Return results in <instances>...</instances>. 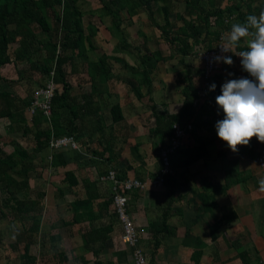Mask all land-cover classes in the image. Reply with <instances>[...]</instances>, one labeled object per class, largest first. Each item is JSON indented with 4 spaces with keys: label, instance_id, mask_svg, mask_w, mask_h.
Masks as SVG:
<instances>
[{
    "label": "trees",
    "instance_id": "trees-1",
    "mask_svg": "<svg viewBox=\"0 0 264 264\" xmlns=\"http://www.w3.org/2000/svg\"><path fill=\"white\" fill-rule=\"evenodd\" d=\"M99 1L101 4L99 16H108L111 20V24L106 25V29L117 41L114 51L120 50L118 52L133 55L134 60L137 61L131 65L128 79V82L129 80L135 82L131 90L136 96H142L140 89L145 85L148 89L151 87V75L158 62H166V60L174 59L175 55H179L180 58H176L177 63L186 68L183 78L180 79L184 86L183 101L179 112L159 115L153 110L157 132L153 148L158 154L159 144L165 145L173 133L172 124L188 119L195 110L193 102L199 91L196 90L197 87L190 76V69L185 59L188 56H198L195 49L198 44L204 43V48L210 49L221 40L225 42L224 37L231 31L233 23L245 22L248 15H258L261 10H254L253 2L256 0H225L228 4L224 7L215 6L212 0L208 1L210 7L205 5L203 0H184L186 12L185 15L176 12L175 19L181 22L177 24L170 18L177 0ZM140 10L147 13L150 21L160 30L162 40L169 44L171 52L168 55H163L159 48L150 50L145 40L141 43L142 49L140 45L133 46L128 41L124 22L126 20L131 22V18ZM158 14L161 15L162 22L157 20L156 15ZM192 14L194 15L191 16ZM83 15L84 11L76 5V0H0V83H6L5 88H0V118L5 117L9 120L11 130L19 129L22 130L23 135H31L32 144L30 146L33 153H39L49 146L51 136L73 135L78 140L81 130H85L90 137L97 134L95 139L101 148L88 150L99 158L98 162L101 166L104 165L98 171L101 176L112 169L106 168V164L116 163L118 154L110 144L114 137L110 133L106 135V125L101 115V103L97 96L103 92L110 94L108 81L115 78L110 59L119 60L121 57L99 53L92 59L88 55L87 51L95 49L92 38L96 35L98 28L90 22L84 26ZM14 42H17L18 46L11 57L8 48ZM86 42L88 47H86ZM242 50H246L244 38L240 46L234 48L237 52ZM235 56L234 52L226 57L235 58ZM10 63L15 65V70L19 71V74L30 72L28 78L32 76L52 78L55 88L50 101L51 114L48 118L41 110H37L30 120L27 119L25 110L31 101L32 89L26 86L21 89L23 94H20L15 83H19L21 78H17L16 81V79H9L2 75L1 68ZM79 68L88 75L91 88L77 95L72 93L73 86L69 76L71 73L78 72ZM245 73L243 78L251 79L249 74ZM201 74L202 67L200 77ZM212 76L210 86L215 84L216 87L208 94L212 93L217 97L221 94V87ZM109 112L110 126L123 119L118 102L109 105ZM85 123H91V129L87 128ZM136 146V144L133 146L134 150ZM5 147L6 143L2 142L0 135V219L10 218L20 222L21 232L15 235V244L23 243L21 255L23 263L21 264H34L35 257L29 253V249L34 243L33 232H37L40 228L45 191L38 190L34 196L32 194L30 171L34 164L28 149L17 145ZM237 152L247 154L251 158L256 155L251 142L247 146L238 147ZM49 164L52 167L66 165V159L60 150L52 153V160ZM161 166L162 161L159 168ZM130 168L131 166L127 165L118 172L112 170L115 172L116 179L121 181L127 178V169ZM250 177V174H243L232 169L229 170L222 185L203 180L204 192L211 190V195L205 193L202 198L204 208L209 209L216 206L213 201L215 194L223 193L232 184L245 182ZM64 178L69 185H76L78 182L72 170H66ZM168 178L172 180L170 174H165L163 182ZM81 182L84 185L86 196L68 203V208L72 211L71 220H63L62 224L87 222L86 229L79 230V233L84 247L97 257L106 245L112 225L96 224V222L102 218L104 211L112 204V196L100 197L101 200L94 207L95 200L99 197L96 180L83 178ZM120 190L126 194L132 191H123L121 186ZM133 191L132 195L136 196L137 190ZM58 193L62 198L63 191L58 189ZM231 219L232 215L224 213L223 216L209 224L212 241L216 240L218 228L223 224H228ZM162 226L167 233H171L170 227L166 224V216H164ZM152 230L154 235L162 233L158 226H153ZM184 235L187 238L191 237L187 232ZM50 239L55 238L50 236ZM194 239L196 242L191 257L194 262L198 263L202 255L203 242L199 238ZM240 256L243 264H248L245 253ZM97 264H102V262L99 260Z\"/></svg>",
    "mask_w": 264,
    "mask_h": 264
},
{
    "label": "crops",
    "instance_id": "crops-1",
    "mask_svg": "<svg viewBox=\"0 0 264 264\" xmlns=\"http://www.w3.org/2000/svg\"><path fill=\"white\" fill-rule=\"evenodd\" d=\"M88 1L92 2V0H81L80 2L76 0V5L79 6L80 3L86 4L85 2ZM100 6L101 4H99V6L96 4L94 6L95 10L92 11L96 12L98 7L100 9ZM92 11L89 10L87 17L93 15ZM100 18L99 16V21L101 23ZM89 22L94 24L98 29L100 28L90 19L86 23H84L83 20V25L86 26ZM103 26L106 29V24ZM232 52L237 54V51L233 50ZM232 52H227L226 56ZM189 58L190 56L185 59V62L188 64L190 76L195 83V87H197L196 90L199 92L193 102L195 107L193 115L186 120H180V122L176 121L172 124V128L173 125L176 124L184 131V136L178 149L172 151L171 156H169L171 172L168 174L172 176V180L168 178L157 187L149 185L145 189H133L137 190L136 196L132 195L134 193L133 190V192L131 191L127 194V210L139 230V244L141 247L143 245L149 264H243L240 256L243 253H245L247 257L246 261H248V264H264V211L262 209V207L264 208V192L259 191V180L261 177L264 178V171L258 175L254 165V163L258 165V156L264 155L262 154V152H264V143L259 142L255 137L250 140L256 151V155L251 158L244 153H239L237 151L232 152L227 145L217 137L215 125L217 121L224 118L223 110L215 104L216 97L214 94L207 93L204 96L200 95V71L202 65L200 67L199 64L196 66L190 63ZM237 58L239 57L235 56V58H232V65L224 64L223 60L218 63L212 77L218 81L220 87L228 80L243 78L246 74L243 69L240 70L241 64L240 61L237 62ZM177 60L178 59H176V61ZM236 64L239 65V67H236ZM180 66L181 65L177 66V64H175L162 70L158 62L156 69L151 75V87L149 89L146 85L142 87L140 89L142 92L141 97L136 96L135 93H133L135 97L132 95L130 88L133 87V84L130 85V88L127 87V97H125L124 95L126 94H123L121 91L118 93L115 91L114 93L116 99L111 103L118 102L123 114V119L112 126H110V112L108 113L109 120L106 117V135L110 133L111 136L114 137L110 142L114 151L116 152L119 148L118 140L125 136V128L122 122L135 123V121H139V116L142 115L141 123H139L140 127L138 128L142 131L146 130L142 134L139 131V134L136 135L138 138L135 143L137 145L136 150H134L136 152V162L133 168L127 169V178H138L148 182L160 173L159 170H161L162 167L159 168L161 163L160 149L169 146L172 135H170L165 145L159 144L160 149L158 154H156L153 148V142L156 140L157 135L154 113L168 115L179 112L183 101L182 89L184 86V83L180 79L183 78L184 72L186 71L184 66ZM81 71L83 70L79 68L77 73ZM126 75L129 76L128 71L127 73L125 72L124 76ZM38 77L40 79L35 80L38 83L37 86L32 89L31 101L35 91L52 80L51 77ZM120 80H126V77L121 75ZM89 86L91 88V84ZM110 90L111 89H109V92ZM99 96L97 97L100 99ZM109 96L112 95L106 93L107 100ZM31 101L25 110V115L28 120L35 114H30L28 111ZM153 110L155 112H153ZM150 114L151 117L147 119L149 124L145 127L142 125V123H146V117L144 115L149 116ZM0 119L8 120L5 117ZM145 135L147 137L146 141L139 139L142 138V136L145 137ZM75 140L79 145L77 149H73L70 146L51 149L47 146L41 152L34 154L38 156L43 153V162H47V164L51 166L49 162L52 160V153L56 150H60L67 163V157L72 156L71 158L74 159L77 155V151H81L78 140ZM146 142L150 143V147L147 150L144 149L145 146L148 145ZM134 145H132V147ZM142 149H144L143 154L141 152ZM155 154L158 158L157 164L155 162ZM49 156H51V158H49ZM88 158L89 161L94 164H101L98 162L99 158L94 155ZM258 167L259 166H257V168ZM106 168H112L118 172L120 169L124 168V166H116L115 164L110 165L107 163ZM232 169L238 170L243 174L248 172L246 174H250L251 177L245 182L232 184L230 188L223 193L215 194L213 196V201L216 206H214V208L210 207L209 209H205L202 198L205 193L211 195V190H206V192H204L202 186L203 180H208L215 185H222L229 170ZM258 169H264V167H259ZM98 171H95L91 175L85 174L81 178H89L91 181L96 180L95 184L99 191V197L95 200L94 207H96V203L101 200L100 197L110 196L113 188V183L111 181L100 180ZM64 177L65 171L63 180L67 184L68 191L75 194L77 192L75 186L78 185L81 179L79 180L77 178L78 182L76 185H69ZM80 183L83 187L84 195L74 197L69 200V202L86 196L84 185L82 182ZM59 187L63 191V197H66L65 188L63 186ZM59 187H57V199H62L63 197L61 198L58 193ZM224 213L232 215V219L228 224H223L218 228L216 240L212 241L210 238L209 224H212L216 219L223 216ZM164 216H166V224L170 227L171 233H167L162 226ZM102 218L103 220H101ZM102 218L98 220L96 224L105 223L106 225H112V231L106 240V259L100 258V254L97 257L94 256L91 251L84 247L79 233V230L83 231L87 227V222H84L70 225V227L74 229L70 231V235L68 234L70 237L67 238L68 242L67 240H63L59 232L56 236L50 235L60 241L59 245H54V247L58 249H55L57 253L55 256L52 255L50 263L73 264L72 259L74 260L76 256H78V261L74 264H97L99 260L102 264H131V249L121 241V222L114 212L112 204L104 211ZM67 220L68 219H66V221ZM12 222H17V224L20 225L18 220H12ZM153 226L161 228L162 233L154 235L152 230ZM40 229L41 225L39 230L33 232L32 235L35 237V235L40 233ZM20 230L19 227H12L15 240V235L20 233ZM186 232L191 235L190 238L184 235ZM235 235H237V237L234 239ZM194 238H199L203 242L202 255L198 263L194 262L191 257L196 242ZM241 238L244 240L242 241ZM54 240L52 241L54 242ZM75 242L77 244L76 252L74 247ZM88 251L93 257V260L86 256V253H89ZM22 253L23 245L20 255ZM29 253L31 254L30 250ZM83 255L86 257H83ZM17 258H19V261L16 264L23 263L21 257ZM36 259L38 258H35V261ZM39 264H42V262ZM44 264H47V262H44Z\"/></svg>",
    "mask_w": 264,
    "mask_h": 264
},
{
    "label": "rangeland",
    "instance_id": "rangeland-1",
    "mask_svg": "<svg viewBox=\"0 0 264 264\" xmlns=\"http://www.w3.org/2000/svg\"><path fill=\"white\" fill-rule=\"evenodd\" d=\"M80 1L81 0H79V2ZM208 1L209 0H203V3L207 5L208 7H210V4L208 3ZM88 2H85L86 4H82V3L79 4L80 8L84 11V17H83L84 23H86L90 19L92 22H94L100 27L98 29L99 31L96 33V36L92 38L95 49L92 51L90 50L87 51L88 55L92 59H94L99 53H106L108 55H115V56L121 57L119 58V60H115L114 58L110 59V63L112 66V72L115 75V78L108 81V87L109 89H111L110 94L112 96H109L107 100L105 92L100 94L101 115L103 118V123L106 125V117L109 120L108 107L110 103L116 99V96L114 95V93L115 91L117 93L121 91L123 94H126L124 96L127 97L128 88H130V85L133 84L134 80L133 82H131V80H129L128 82L129 76L128 75L124 76V74L125 72L127 73V71L129 72L131 65H134L137 61L134 60L133 55H128L127 53L125 54L123 52H118L120 50L116 52L114 51V46L117 41L114 37H111L108 30L105 29L103 26L104 24L106 25L111 24L110 17L100 16L101 17L100 18L101 23H100L99 7L97 8V11H96L97 13L95 11H92V10H95L94 6L96 4H98L99 6L100 4L99 1L92 0V2L91 1L89 3ZM212 2L215 6H220V7H224L228 4L225 0H212ZM184 8H185L184 0L175 1L174 10L173 12H171L170 18L173 21H176L175 19L176 12H179L185 15L186 10ZM253 8L255 11L264 10V0H256L255 2H253ZM89 10L92 11L94 16L92 15L90 17H87L89 14ZM193 15L194 14H192L191 16ZM156 18L159 22L160 21L162 22L160 14L156 15ZM176 22L177 24L181 23L180 21H176ZM124 24L126 25L124 28L128 35L127 39L133 46L140 45L142 49L141 43L143 40H145L146 45L150 50L159 48L162 51V54L164 55H168L171 52L169 44L162 40L160 30L153 24V22L150 21L145 11L140 10L138 14H135L131 18V22L129 20H126ZM203 44L204 43H201L195 46L196 52H199L200 50H202V48H204ZM17 46H18L17 42L10 44L8 48V52L11 57H13L12 56L13 52L17 48ZM233 50L234 49H232V51ZM179 57H180L179 55H175L174 59L169 60V61L166 60L165 63L160 61L159 64H160L161 69L163 70L164 68L171 67L172 64L170 63H175L177 64V66H179L180 64H178L176 61V58H179ZM236 57H239V56L236 55ZM240 59H241L240 57L237 58V62L240 61ZM189 61L190 63L196 66H198L199 64L201 67L202 65L199 55L190 56ZM19 66H21V64ZM236 67H239V65L236 64ZM240 70H242V67ZM1 73L3 76L9 79H16V81H17V78H21L19 83H15V87L19 89L18 92L20 94H23L21 89L26 86H30L31 89L35 88L37 86L36 84L37 82H35V80L40 79L38 76L37 77L35 76L36 78L34 76H32V78H28L29 75L31 74L30 72L19 74V71L17 72V70H15V65L13 64H9V65L2 67ZM121 75H123V77H126V80H123V81L120 80ZM69 80L73 86V89H72L73 94L80 95L81 92L89 91L90 89V86H89L90 79L88 75L85 74V72L83 73V71L79 73L77 72L71 73L69 76ZM2 87L3 88L6 87L5 82L0 83V88ZM133 93L134 92L132 91V95ZM145 110H148V109H145ZM144 116L146 117V123H142V125L147 127L149 124L148 123L149 121L147 122V119L151 117V114L149 116L147 115H144ZM141 119H142V115L139 116V121H135V123L122 122L123 127L125 128L124 129L125 136L121 137L118 140L119 148L116 150L118 154V157H117L118 160L116 163H113L116 166L123 165L124 167H126L127 165H129L133 168V166L135 165L136 152L134 151L132 145H134L136 141L138 140L136 135L139 134V131L141 132V134L146 131V130H143V131L139 130L138 128L140 127L139 123H141ZM85 125L87 128L89 127L91 129V126H92L91 123H85ZM105 132H106V127H105ZM0 135L2 138V142L4 141L6 143L5 148L7 147L9 148L11 147V145H17L20 148L21 147L27 148L28 152L31 154L32 162L35 165L30 171V175H31L30 176L31 178L30 186L33 191L32 194L35 195L36 191L44 190L45 196L43 197L44 205L41 211L42 219L40 222V225H41L40 233H38L37 235H35V237H33L34 243H32L29 250L31 251V255H33V257L38 258L36 259L34 264H39L41 262L42 264H44V262L45 263L47 262V264H49L50 261L52 260L51 258L52 255L55 256L57 253L55 249H58V248L54 247V245L60 244V241L57 240V238H55L53 242L51 239H49V236L50 235L56 236V234L59 232L62 235V238L64 241H66L67 238H70L68 234L70 235V231H73L74 228L70 227V225L68 226L63 225L62 221L66 219L68 220L71 219L72 211L71 209L69 210L68 208L69 200H71L74 197H79L81 195H84L83 187L80 183L81 181H79L78 185L75 186V189H77L76 190L77 192L75 194L68 191L67 184L63 180L64 171L66 170L74 171L77 178L80 180L82 176H84L85 174L91 175L95 171H98L100 167H104V165L100 166L101 164L97 165V164L92 163L91 161H89V158H88L89 156L92 157V154L89 152L90 148H98V149L101 148L99 145V142L96 141L95 139L97 134L93 135V137H90L89 134L85 130L83 131L81 130L79 139H78L81 151H77V155L74 159L71 158L72 156L67 157L68 162L66 163V165L64 167H59V168L51 167L47 164V162H43L42 160L44 157L43 153L36 156V154L32 152V148L30 146L32 144L31 135H23L22 130H19V129L11 130L9 128V122L6 119H0ZM139 139H143L146 141L147 137L145 135V137L142 136V138H139ZM146 143H148V145H146L144 149L147 150L150 147L149 146L150 143L149 142H146ZM144 149H142L141 151L142 154L144 153ZM262 154H264V152H262ZM169 156H171V153L168 154V157ZM155 162L156 164L158 163V158L156 154H155ZM254 165H255L256 173L260 175V173L263 172L264 169H258L260 167L259 164L256 165V163H254ZM257 166L259 167L257 168ZM260 168H263V167H260ZM246 173L248 172H245V174ZM59 186H63L66 190L65 191L66 197H63L62 199H59V198L57 199V187ZM59 189L61 188L59 187ZM252 195H253V192H252ZM262 209L264 211L263 207ZM101 220H103V218ZM14 226L19 227L21 229V225L17 224V222H12L10 218H3L0 220V264H16L19 261V258L17 257H21L22 255V254L20 255V253L22 250L23 243L15 244L16 241L14 239L15 237L12 231V227ZM236 237L237 235L234 236V239ZM241 240L243 241L244 239L241 238ZM76 246L77 244L75 242V245H74L75 252H76ZM142 248H143V245H142ZM73 252H74V248H73ZM86 256H88L90 259L93 260V257L91 256L90 252L86 253ZM86 256L83 255V257H86ZM77 257L78 256H76L74 260L72 259L73 264L78 261ZM100 258L106 259V245L100 254ZM50 264H54V263H50Z\"/></svg>",
    "mask_w": 264,
    "mask_h": 264
},
{
    "label": "clouds",
    "instance_id": "clouds-1",
    "mask_svg": "<svg viewBox=\"0 0 264 264\" xmlns=\"http://www.w3.org/2000/svg\"><path fill=\"white\" fill-rule=\"evenodd\" d=\"M244 38L246 50L239 51L243 71L252 79H230L221 85L216 104L223 110L224 118L216 122V135L227 147L236 152L238 146H247L255 137L264 143V10L258 15H248L245 22L233 23L224 37L222 52H232ZM233 53V52H232ZM234 54V53H233ZM232 65L231 57H216ZM212 84L209 91L215 90ZM259 190L264 192V178L259 180Z\"/></svg>",
    "mask_w": 264,
    "mask_h": 264
},
{
    "label": "built area",
    "instance_id": "built-area-1",
    "mask_svg": "<svg viewBox=\"0 0 264 264\" xmlns=\"http://www.w3.org/2000/svg\"><path fill=\"white\" fill-rule=\"evenodd\" d=\"M224 41L218 42L215 47L210 49L202 48L198 52L200 61L202 63V74L200 84V95L204 96L209 92L210 79L213 72L217 68L218 62L216 57H225L227 52H222L221 45H224ZM222 60V59H221ZM220 60V61H221ZM55 85L52 80L48 81L44 86L39 87L31 101L28 111L30 114L35 113L37 109L41 110L47 117L51 114L50 101L54 92ZM184 136V131L176 124L173 125V134L170 138L169 146L162 147L160 149L162 167L160 173L153 179L147 181L140 180L138 178H125L124 180H118L115 177L114 170L110 169L107 174L101 175L100 180H109L113 183L112 188V205L114 211L121 222L122 233L121 241L128 248L131 249L130 260L131 264H149L148 259L144 253V250L139 244V230L132 217L127 210L128 196L120 190V186L123 191H130L133 189H145L151 185L153 187L160 186L163 182L165 174L171 172L170 162L168 154L176 150ZM70 146L73 149L79 147L77 141L73 136L55 137L51 136L49 140V147L51 149H59L61 147ZM51 158V156H49ZM257 163L260 167H264V157L258 156ZM120 190V191H119Z\"/></svg>",
    "mask_w": 264,
    "mask_h": 264
}]
</instances>
